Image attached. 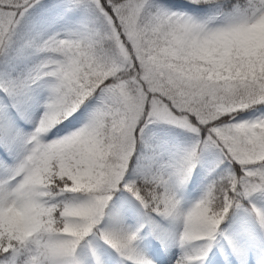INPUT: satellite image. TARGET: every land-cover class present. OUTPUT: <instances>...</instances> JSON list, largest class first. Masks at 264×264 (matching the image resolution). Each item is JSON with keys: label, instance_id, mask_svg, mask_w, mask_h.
<instances>
[{"label": "snow or ice", "instance_id": "6c2138e0", "mask_svg": "<svg viewBox=\"0 0 264 264\" xmlns=\"http://www.w3.org/2000/svg\"><path fill=\"white\" fill-rule=\"evenodd\" d=\"M0 264H264V0H0Z\"/></svg>", "mask_w": 264, "mask_h": 264}]
</instances>
